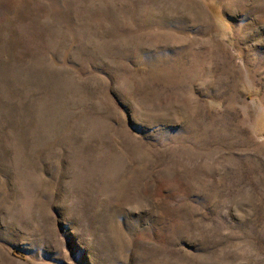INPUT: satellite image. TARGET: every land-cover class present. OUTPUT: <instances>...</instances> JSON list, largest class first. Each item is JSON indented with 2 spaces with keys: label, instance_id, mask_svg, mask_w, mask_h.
<instances>
[{
  "label": "rangeland",
  "instance_id": "obj_1",
  "mask_svg": "<svg viewBox=\"0 0 264 264\" xmlns=\"http://www.w3.org/2000/svg\"><path fill=\"white\" fill-rule=\"evenodd\" d=\"M0 264H264V0H0Z\"/></svg>",
  "mask_w": 264,
  "mask_h": 264
}]
</instances>
